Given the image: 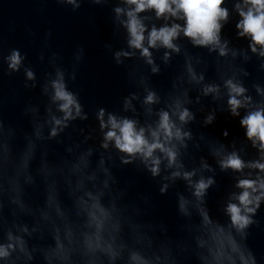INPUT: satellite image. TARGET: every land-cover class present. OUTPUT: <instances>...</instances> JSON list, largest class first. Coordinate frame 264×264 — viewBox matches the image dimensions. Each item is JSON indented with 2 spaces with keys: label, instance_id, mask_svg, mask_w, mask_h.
Segmentation results:
<instances>
[{
  "label": "clouds",
  "instance_id": "clouds-1",
  "mask_svg": "<svg viewBox=\"0 0 264 264\" xmlns=\"http://www.w3.org/2000/svg\"><path fill=\"white\" fill-rule=\"evenodd\" d=\"M60 2L75 10L83 0ZM227 4L228 0H120L114 5L115 20L125 30L128 45L115 51L117 63L138 55L153 74H159L155 51L163 49L162 58L170 63L173 54L183 50L181 38L218 57L217 78L209 79L206 66L197 67L203 60L186 56L184 73L167 99L141 76L143 105L151 119L101 106L95 111L98 131L82 127L80 122L88 121L90 113L59 66L41 86L46 97L43 107L25 108L32 130L25 133L22 148L14 145L17 129L0 117V264L38 260L42 264H186L193 257L198 264H264V255L248 242L252 229L264 222V86L254 85L257 99L242 79L250 73L233 63L241 55L245 61L252 54L264 60V0H236L237 35L248 41L243 50L223 35L231 16ZM154 20L162 23H150ZM3 59L9 74L23 69L26 87L39 86L37 72L26 65L27 54L18 47L9 49ZM71 78L75 80L74 73ZM193 89L198 92L195 103L204 97L226 100L227 110L239 118L244 136L256 150L255 157L247 158L234 143L229 147L222 141L210 142L209 152L219 170L234 174L233 190L220 203L223 220L214 217L208 205L218 184L216 166L205 156L192 166L185 160L194 140L189 125L197 119L191 107ZM134 99L141 97L137 93L125 97V112L137 111ZM215 120L213 109L204 123ZM223 134L229 136L227 130ZM51 142L65 145L68 155L51 159ZM129 165L157 181L161 194L183 183L184 190L176 192L183 237L169 236L165 223L146 219L147 208L126 199L127 189L121 187L114 169ZM38 177L44 202L34 205L27 192L38 185ZM64 191L72 201L70 207L61 198Z\"/></svg>",
  "mask_w": 264,
  "mask_h": 264
},
{
  "label": "water",
  "instance_id": "water-1",
  "mask_svg": "<svg viewBox=\"0 0 264 264\" xmlns=\"http://www.w3.org/2000/svg\"><path fill=\"white\" fill-rule=\"evenodd\" d=\"M118 3L120 0H105L98 5L94 0H83L82 6L74 10L71 5L63 4L60 0H0V117L17 129L14 141L17 149L23 147L25 133L32 130L25 108L30 104L43 107L46 97L42 94L41 86L49 73L54 75L57 66L66 71L69 86L79 93L90 113L91 118L80 122L81 126L88 130L95 128L97 131L95 111L101 106L120 114L139 115L141 120L151 119L147 117L143 105L145 93L141 76L147 77L148 85L167 99L173 91L174 82L184 73L186 56L202 59L203 63L197 67L203 69L206 66L208 78H217V55L193 46L187 38H181L183 50L180 54L174 53L170 63L164 62L163 49L155 51L156 61L161 67L159 74H153L150 66L138 55L132 59L125 58L123 64L117 63L115 51L128 47L126 32L115 20L113 12L114 5ZM235 3L236 0H228L231 16L223 29V35L231 41L233 47L243 50L247 48L248 41L237 35L235 25L239 16L234 8ZM151 22L162 23L157 20ZM12 47H18L22 53L27 54L25 63L37 72L39 86H25L23 69L18 73H8L3 56ZM233 63L250 73L248 76L241 74L242 79L250 93L260 99L254 85L264 86V60L252 54V58L245 61L241 55ZM73 73L75 80L71 78ZM132 93L141 97L133 100L137 111L125 112V97ZM190 94L194 101L191 107L196 111L197 119L189 125L194 140L190 142L185 160L192 166L199 163L200 157L205 156L209 163L216 166L218 184L209 195L208 205L212 215L223 220L220 203L233 190L234 174L219 170L215 158L209 152L210 142L222 141L229 147L234 143L247 158L255 157L256 150L244 136L239 118L233 117L227 110L226 100L213 101L210 97H204L200 103H195L198 92L193 89ZM213 109L216 110V120L213 124L205 125V116ZM225 130L229 132L227 137L223 134ZM66 155L65 145L51 142V159L59 160ZM35 167L34 163V171ZM114 172L121 187L127 189L126 199L139 202L147 208L146 219L165 223L168 235L173 238L185 235L181 228L184 219L179 215L176 205V192L184 190L182 182L167 194H161L157 181L132 165L117 167ZM27 197L34 205L43 204L44 187L39 177L38 185L28 188ZM145 197H148L147 202ZM61 198L66 207L71 206L72 201L66 191L61 193ZM5 212L9 214L7 209ZM261 219L264 221V210ZM48 242H51L50 238ZM248 242L259 255H264V222L260 227L252 229ZM36 264L42 262L38 260ZM186 264H198V261L193 257Z\"/></svg>",
  "mask_w": 264,
  "mask_h": 264
}]
</instances>
